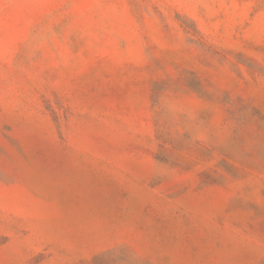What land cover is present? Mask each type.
Returning a JSON list of instances; mask_svg holds the SVG:
<instances>
[{
	"label": "rangeland",
	"instance_id": "1",
	"mask_svg": "<svg viewBox=\"0 0 264 264\" xmlns=\"http://www.w3.org/2000/svg\"><path fill=\"white\" fill-rule=\"evenodd\" d=\"M0 264H264V0H0Z\"/></svg>",
	"mask_w": 264,
	"mask_h": 264
}]
</instances>
